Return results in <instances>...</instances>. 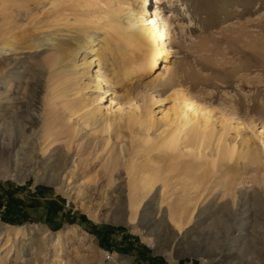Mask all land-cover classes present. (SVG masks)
<instances>
[{"label": "rangeland", "instance_id": "1", "mask_svg": "<svg viewBox=\"0 0 264 264\" xmlns=\"http://www.w3.org/2000/svg\"><path fill=\"white\" fill-rule=\"evenodd\" d=\"M126 1L138 6V0ZM162 1L160 17L171 32L167 60L130 81L105 64L107 84L97 87L79 70L89 56L86 34H93L92 44L105 35L95 28L104 21L96 19V6L87 0H0V228L10 233L9 239L0 235V264H264V0ZM64 51L71 57L52 69L45 63ZM129 56L120 60L126 64ZM165 65L171 73L153 80ZM183 74L190 96L214 109L217 135L226 125V141L246 156L194 172L196 188L187 191L191 215L178 231L167 213L180 203L184 181H193L182 165L189 158L139 150L144 132L134 127L131 141L126 118L134 105H145L154 121L163 117L173 82ZM103 119L112 124L108 133ZM32 132L40 138L35 147L26 139ZM131 163L159 164L168 185L160 203L158 181L130 222ZM161 216L162 223L148 224ZM13 226L21 227L16 236ZM239 227L248 233L243 248L235 242L220 247L222 236ZM44 229L64 231L59 251L51 248L45 258L38 251L47 246Z\"/></svg>", "mask_w": 264, "mask_h": 264}, {"label": "bare ground", "instance_id": "2", "mask_svg": "<svg viewBox=\"0 0 264 264\" xmlns=\"http://www.w3.org/2000/svg\"><path fill=\"white\" fill-rule=\"evenodd\" d=\"M55 1H57L58 4L62 2V0H54V2ZM162 2V0H151L150 2L149 0H138V6L136 8H130L129 2L126 0H87L88 4L98 8L99 16H97L96 19H103L104 21L103 24L95 26V28L103 29L105 35L99 43L92 44L94 40L93 34H86L85 42L91 45L87 46V53H89V56H85L84 61L80 63L82 64V67L79 68V70L81 69L80 74L88 75L92 81H95L97 87H100L101 83L107 84V79L103 76V66L105 64L109 65L113 75L119 73L123 81H130L134 77L153 74L155 68L159 66L161 62L167 60L171 46L169 42L171 37L169 21L167 18H161L159 13V5ZM153 3L157 4V6L152 10L153 5H149ZM126 9L128 12L122 17V13H124ZM79 21L84 22L85 20ZM86 21L88 23H94L91 19H87ZM86 31L85 28H80V32L86 33ZM128 54L132 56H129V59L126 58L128 59V63L126 62L125 64L120 60V56L125 57V55ZM71 55L72 52L67 51L57 53L53 57L47 58L45 63L51 68L70 58ZM80 64H73L71 70L77 71V67ZM164 72L165 73L158 76L155 75L156 77H154L153 80L159 79L167 73H171V68L165 65ZM184 79H186L185 74L173 82L174 87L168 95L172 104L163 117L154 121L151 111L145 105L143 106L144 110L139 105H134V109L130 110L126 118V126L133 132V135L130 134L131 141L136 139L135 130H133L134 127L144 132L140 139L139 150H143L145 153L157 151L160 153L161 157H165L169 160L181 157L189 158V160L185 161L182 165L186 172L191 175L189 177L193 179V181H184V185L180 188L182 193L178 197L180 203L175 208L169 209L167 213L168 221L178 231L188 222L187 220H189L191 215V208L188 207L191 198L187 191L190 188H196L195 182L199 179V176L194 172L201 168H210L211 171H214L222 161L228 162L232 161L236 156L238 158L246 156L242 151H237L235 142L226 141L224 137V133L227 129L226 125L223 126L224 131L217 135L215 131L214 109L201 102L195 96H190L187 89L183 86L185 83ZM89 115L93 116L92 113L86 116ZM154 122L159 123L158 125L161 129L155 136H151L149 131L150 129L152 130ZM102 123L104 125V131L108 133L112 128L111 122L107 119H103ZM33 134L34 132L27 135L26 139L29 138L32 147H35L39 144L40 138L34 139ZM49 137L50 135L48 133H44L43 141H46L45 146H48L52 142H48ZM107 142L108 141H106V143ZM23 143H25V141H23ZM213 143H215V153L210 156L209 159H206L208 156L206 150L211 149ZM70 149V146H68L67 150ZM149 162L151 161L148 160L147 163ZM178 163L179 162L169 163L167 164V168L172 169ZM159 167V164H137L135 167L134 163H131L130 166L127 167L126 203L129 210L128 219L130 222L134 221L139 206L153 191L158 181L162 184L160 203L166 198L165 194L167 193L168 184L164 178H161ZM188 185L191 186L188 187ZM118 195L121 197V192L118 193ZM162 222L163 216L157 220L152 217L148 221V224H160ZM20 229V226H13L12 232L15 236L19 234ZM238 230L239 232L237 234L225 233L219 241L220 247L226 243L235 242L236 245H242L237 248V250H241L248 233L240 232V230H245V228L240 229L239 227ZM63 233L64 231L52 232L48 229H44L40 232V234H42L41 238L45 239L47 242L46 247L42 245L38 247V251L42 253L44 258L48 255L51 248L54 249L55 253L59 251L61 247L60 240ZM1 234L4 236L6 235L9 239V231L0 228V235ZM24 246L25 244L21 249L17 250V254L20 255L25 251ZM55 256L56 255H54V257ZM20 257L23 260V254ZM61 263L62 259L55 262L42 259L40 264ZM22 264H26V260H23Z\"/></svg>", "mask_w": 264, "mask_h": 264}, {"label": "built area", "instance_id": "3", "mask_svg": "<svg viewBox=\"0 0 264 264\" xmlns=\"http://www.w3.org/2000/svg\"><path fill=\"white\" fill-rule=\"evenodd\" d=\"M68 203H69V202H68V201H66V204H67V205H68Z\"/></svg>", "mask_w": 264, "mask_h": 264}]
</instances>
